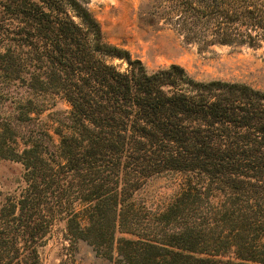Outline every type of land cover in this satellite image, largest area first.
<instances>
[{"label": "trees", "instance_id": "trees-1", "mask_svg": "<svg viewBox=\"0 0 264 264\" xmlns=\"http://www.w3.org/2000/svg\"><path fill=\"white\" fill-rule=\"evenodd\" d=\"M167 8L185 42L264 40V0ZM10 86L25 95L0 116V157L24 185L0 201V264H40L55 223L114 264H264V90L147 71L78 0H0V100ZM49 95L69 106L54 126L40 118ZM163 171L184 179L149 222L131 197Z\"/></svg>", "mask_w": 264, "mask_h": 264}, {"label": "rangeland", "instance_id": "rangeland-1", "mask_svg": "<svg viewBox=\"0 0 264 264\" xmlns=\"http://www.w3.org/2000/svg\"><path fill=\"white\" fill-rule=\"evenodd\" d=\"M78 1L98 23L103 40L127 50L131 58L138 59L147 71L176 64L199 81L218 79L264 90V40L254 47L217 43L202 46L199 42H185L168 19L171 15L167 8L169 0ZM66 9L75 21L79 20L69 6ZM105 61L121 71L127 65L125 60L116 57L105 58ZM7 89L8 96L0 100V116L11 113L13 100L20 94L25 95L21 89L14 90V86ZM39 99L45 106L40 118L49 126L53 125L51 118L60 117L69 109L65 101L55 96H39ZM52 113L57 117H51ZM183 179V174L173 171L154 174L134 191L131 200L139 213L147 216V221L154 222L179 190ZM23 185L22 164L0 157V201L16 196ZM120 235L114 233L115 238ZM38 253L40 264H114V258L97 254L84 241L69 243L64 240L59 223L52 226Z\"/></svg>", "mask_w": 264, "mask_h": 264}]
</instances>
